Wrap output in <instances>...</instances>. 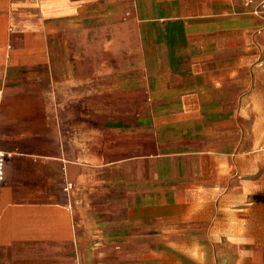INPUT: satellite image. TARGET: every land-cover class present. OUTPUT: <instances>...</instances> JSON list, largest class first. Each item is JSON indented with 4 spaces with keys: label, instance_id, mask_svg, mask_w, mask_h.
Instances as JSON below:
<instances>
[{
    "label": "crops",
    "instance_id": "0c3cea01",
    "mask_svg": "<svg viewBox=\"0 0 264 264\" xmlns=\"http://www.w3.org/2000/svg\"><path fill=\"white\" fill-rule=\"evenodd\" d=\"M262 2L0 0V264H264Z\"/></svg>",
    "mask_w": 264,
    "mask_h": 264
},
{
    "label": "built area",
    "instance_id": "2783aa9c",
    "mask_svg": "<svg viewBox=\"0 0 264 264\" xmlns=\"http://www.w3.org/2000/svg\"><path fill=\"white\" fill-rule=\"evenodd\" d=\"M4 164H5V155L0 151V183L3 181V177H4ZM70 188L71 185L66 184L64 190L68 191Z\"/></svg>",
    "mask_w": 264,
    "mask_h": 264
},
{
    "label": "rangeland",
    "instance_id": "374dc122",
    "mask_svg": "<svg viewBox=\"0 0 264 264\" xmlns=\"http://www.w3.org/2000/svg\"><path fill=\"white\" fill-rule=\"evenodd\" d=\"M260 8L264 9V2L259 4Z\"/></svg>",
    "mask_w": 264,
    "mask_h": 264
}]
</instances>
